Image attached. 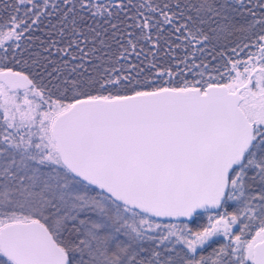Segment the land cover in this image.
I'll return each mask as SVG.
<instances>
[{"label":"snow or ice","instance_id":"6c2138e0","mask_svg":"<svg viewBox=\"0 0 264 264\" xmlns=\"http://www.w3.org/2000/svg\"><path fill=\"white\" fill-rule=\"evenodd\" d=\"M0 264H264V0H0Z\"/></svg>","mask_w":264,"mask_h":264}]
</instances>
